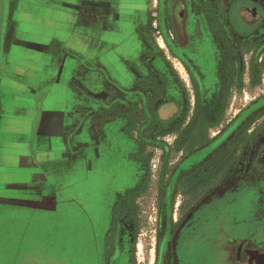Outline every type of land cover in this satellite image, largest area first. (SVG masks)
<instances>
[{"label": "rangeland", "instance_id": "1", "mask_svg": "<svg viewBox=\"0 0 264 264\" xmlns=\"http://www.w3.org/2000/svg\"><path fill=\"white\" fill-rule=\"evenodd\" d=\"M215 1L207 14L212 17L209 24L217 25L215 38L199 37L194 21L189 23L187 51L199 65L201 79L199 74L188 77L167 39L173 32L168 4L139 0L135 10L142 9L141 18L134 27L145 37L144 64L154 70L138 86L143 100L129 105L113 97L101 107L102 85H89L93 97L86 107L92 112L84 119L101 127L124 115V128H131L141 144L112 122L105 139L80 152L71 173L56 166L52 208L0 206V264H202L204 254L219 264L225 242L232 232L236 236L240 221L251 228L261 220L264 30L251 38L246 33L261 25L264 7L248 6V0L232 7L229 0ZM252 9L258 17H250ZM132 67L140 69L139 60ZM98 78L101 83L103 78ZM178 93L188 98L183 106L159 107L156 102ZM114 96L122 98V93L114 91ZM166 105L169 110L163 109ZM168 115L170 122L160 124L159 118ZM140 150L146 163L132 159ZM231 190L237 194L234 200ZM226 192L230 201L223 197ZM121 197L125 215L111 229L112 209ZM214 197L222 198L221 209L212 211Z\"/></svg>", "mask_w": 264, "mask_h": 264}, {"label": "crops", "instance_id": "2", "mask_svg": "<svg viewBox=\"0 0 264 264\" xmlns=\"http://www.w3.org/2000/svg\"><path fill=\"white\" fill-rule=\"evenodd\" d=\"M79 1L56 0L52 5V12L57 10L58 13H52V17L51 13L45 14L43 10L39 13V16L48 19H40L42 24H52L50 36L52 58L44 53L37 54L39 73L44 72L48 65L49 73L52 75L51 82L48 84L42 82L37 86L41 107L39 121L34 112L35 101L30 99L31 91L28 88L22 86L20 88L13 83L0 85V171L3 172L4 184V187L0 189V198L4 200L3 205L27 204L52 208V202L57 195L56 183L52 181L56 166L64 168L65 173H71L72 169L79 165L73 166L80 159V152L105 139V128L112 122L121 124L125 132L124 127L127 121L124 115L113 117L97 129L81 121L85 114L91 111H88L90 108L86 107L88 98L93 97L89 91V85H102L101 107L111 100L109 88L124 94V102L121 101L123 104L127 102L131 105L133 102L141 103L143 100L142 97L140 99L137 96L139 70L132 69L123 63L127 57L129 59L132 52L121 58L108 60L105 54L101 55L100 49L101 42L110 37L112 42L122 46L121 50L126 51L124 39L128 34L131 39L130 44L134 46V52H136V41L139 42L140 37L137 36L135 28L132 29L133 19L126 16L121 18L118 28L124 29L126 33L123 32V35L116 27L105 36H101L99 33L84 30V20L78 15L74 17L75 13L71 16L72 18L62 13L65 10L72 12ZM230 1V4L238 5L244 0ZM260 2L264 3V0H248L247 3L250 4L247 5L264 7V4ZM249 14L252 18L259 16L253 9ZM261 16L263 17L259 22L261 25L248 31L247 38H251L250 35L255 34L256 31L260 33L264 30V16L263 14ZM47 41V37L44 39L41 37L39 42L45 44ZM115 50L119 49L115 48L112 53ZM196 66L201 74L199 65ZM153 71L151 70V73ZM99 76L103 78L101 83L99 78L97 79ZM182 77L185 80V76ZM76 78L83 81L80 82ZM16 88H20V93L17 97L11 98V94L18 91ZM187 101L188 98L179 93L169 101L159 100L168 104L176 103L178 106L180 104L183 106ZM193 102L195 103V99ZM163 109L169 110L167 105ZM180 113H177L174 118L178 119ZM161 117L167 118L165 123L170 122L169 115ZM36 120L37 125L34 127Z\"/></svg>", "mask_w": 264, "mask_h": 264}, {"label": "flooded vegetation", "instance_id": "3", "mask_svg": "<svg viewBox=\"0 0 264 264\" xmlns=\"http://www.w3.org/2000/svg\"><path fill=\"white\" fill-rule=\"evenodd\" d=\"M166 1L167 0H164V3ZM55 2V0H0V85L2 83H5V85L13 83L20 88L21 86L28 88L31 91L29 93L30 99L35 101L34 112L36 113L38 121L41 107L39 104L37 86L42 82L48 84L52 79V75L48 74V69L50 68L48 65L45 68V71L41 73H39V69L37 68V54L44 53L52 58V39L50 38L52 35V24H42L40 19H48L47 17L39 16V13L43 10L45 14L51 13V17L52 13H58L57 10H53L52 12V5H54L53 3ZM215 2V0H168L166 2L170 9V21L172 23L170 28L175 32V35L171 32V36H168L167 39L172 45L173 52L181 59L186 67L189 75L188 77L193 76V78H196L198 77L197 74H199L201 79L203 77L202 73L200 74L196 69V65L198 64L194 58H191L188 55L187 49L189 43H191L189 23L191 20L194 21L197 35L199 37H203L207 34L209 39H211L212 36L215 38L217 25L216 23L209 24L212 17L207 15L209 14V11L212 12L211 7L215 6ZM230 2L231 1L229 0L228 7L233 6ZM138 3H140L139 0H80L76 8L73 6L74 8L72 12L65 10L62 13L69 18L75 13L74 17L78 15L84 20V30L99 33L101 36H105L107 32L116 29V27L119 33H122L123 35V32H125L124 29L118 28V25L121 23V18H123V16L132 18V29L134 30L135 28L137 36L140 37V43L136 41V52H134V46L130 44L131 39L128 34L125 35L127 38L124 39L126 42V51L121 50L123 49L122 46L112 42L113 40H110V37L101 42L100 49L102 51L101 55L105 54L104 56L108 60H113L114 58L119 57L121 58L132 52L129 59H127V57L123 63L132 69H136L132 67V64L136 62V60H139L141 70H137H139L142 75H140V73L138 74L137 85L140 86L141 80L147 82L151 79L153 73H151V70H153V68L149 69L147 68V64H144L146 59L144 57L145 46H143V40L145 37L141 35L137 27H134L135 23L139 22L141 18V10H135ZM194 3H196V6ZM226 3H228V1ZM129 6H132L131 8L133 10L128 9L127 12H125V7ZM194 6L197 7V10H193ZM261 18L263 17L261 16ZM164 19L167 20V16H165ZM240 19L244 21L243 18ZM230 22L233 25L232 18ZM168 28L169 25L168 27L166 26V29ZM120 30L122 32H120ZM116 35L118 36L119 34L117 33ZM41 37H43V39L47 37L48 41L45 44H40L39 41ZM182 38H185L186 40L183 44H181ZM115 48H118L119 50H115V52L112 53ZM217 66L219 65L217 64ZM221 69L223 70V68ZM224 70L225 75H227V70H229V68L226 67ZM219 79L220 77L218 76V80ZM20 88H16L18 91L12 93L11 98L19 95ZM108 91L111 99L113 97L117 98L116 100L112 99V101H123V93L122 98H120L114 96V91L116 90L109 88ZM137 96H142L140 90L138 91ZM156 100L164 101L161 98ZM169 100L170 99H167V101ZM37 120L34 123V127L37 125ZM81 121L91 125L90 120H86L84 117ZM98 127L99 126L94 128L97 129ZM2 177L3 172L0 171V189L4 187ZM234 193L233 190L230 191V198L232 200H234ZM227 194L228 192H226L223 197L225 198ZM235 196H237L236 193ZM226 198V200L229 199L227 196ZM220 199L222 198L214 197V199L211 200L209 208L212 211L221 209L218 208ZM3 202L4 200L0 198V206H3ZM261 220H264V216ZM261 220H256L257 222L253 224L251 227L252 229L244 225L242 222L243 220L240 221L239 228H236V231H234L238 232L236 236L232 237V232L230 234L231 238H229L230 242H225V248L222 250L225 254L220 257L219 264H264V222H261ZM204 255L206 257H203L204 261L202 264H213V256L207 254ZM178 257L179 254L175 257V263H177L176 258ZM194 264H201V262L197 260Z\"/></svg>", "mask_w": 264, "mask_h": 264}, {"label": "trees", "instance_id": "4", "mask_svg": "<svg viewBox=\"0 0 264 264\" xmlns=\"http://www.w3.org/2000/svg\"><path fill=\"white\" fill-rule=\"evenodd\" d=\"M235 72H232V74L234 75ZM159 105V107H161L160 105H163L164 102H159V101H156ZM165 105V104H164ZM116 117V116H115ZM159 118V117H158ZM166 121L159 118V123H165ZM124 131L126 132V134L131 138L133 139L136 143H138V141L136 140L137 138L134 136L133 132H132V129H127V128H124ZM138 144H141V143H138ZM144 151L140 150V152L136 153L133 155L132 159L138 163H146V159H144V155L142 156L141 154H143ZM135 192V191H134ZM122 200H123V197H121L117 202L116 204L113 206V209H112V218H113V224H112V228L111 229H114L115 227V223L116 221L123 217L125 215V213L123 212V207L121 205L122 203ZM112 231V230H111ZM110 231V233H111Z\"/></svg>", "mask_w": 264, "mask_h": 264}]
</instances>
